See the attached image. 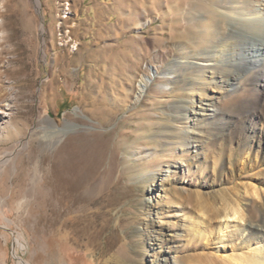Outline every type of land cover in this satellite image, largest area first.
Masks as SVG:
<instances>
[{"label": "rangeland", "instance_id": "374dc122", "mask_svg": "<svg viewBox=\"0 0 264 264\" xmlns=\"http://www.w3.org/2000/svg\"><path fill=\"white\" fill-rule=\"evenodd\" d=\"M164 4L0 0V264H142L148 246L134 230L147 216L141 200L153 171L168 173V185L181 193L207 195L254 172L236 178L227 155L254 143L255 132L264 140L258 77L227 102L220 118L230 125L206 148L175 144V127L191 123L170 106L187 98L193 71H182L183 86L166 87L181 53L169 19L159 16ZM200 11L219 15L213 1ZM142 76L152 81L138 96ZM245 98L256 110L236 114ZM66 124L64 134L49 137L47 130ZM169 204L162 225L175 230L187 223L188 208ZM122 243L127 253L119 258ZM200 243L175 240L185 257L210 253Z\"/></svg>", "mask_w": 264, "mask_h": 264}, {"label": "bare ground", "instance_id": "6f19581e", "mask_svg": "<svg viewBox=\"0 0 264 264\" xmlns=\"http://www.w3.org/2000/svg\"><path fill=\"white\" fill-rule=\"evenodd\" d=\"M161 1L165 4L159 16L162 22L169 19V34L181 53L173 59V71L167 72L171 76L166 87L183 86L182 71H193L187 86L183 87L190 89L187 98L170 106L177 119L191 123L174 125L175 144L206 148L210 140L219 137L230 125V121L220 115L227 102L246 91L245 81L258 77L264 87V0ZM206 1L214 2L218 16L210 17L200 11L201 4ZM151 81L150 77L142 76L138 96ZM247 100L233 103L236 114L257 108V102L247 104ZM2 113L4 111L0 110ZM71 127V124L56 125L47 132L53 138ZM252 137L255 141L249 146L230 149L227 162L230 170L236 167V178L250 170L254 172L246 181L236 182L216 193L207 195L199 190L181 193L168 185V173H151L141 200L147 216L144 225L134 230L141 237L138 241L148 246L143 249L148 251V256L146 254L147 260L142 264H264V140L257 132ZM11 154L6 152L2 163L9 161ZM215 159L217 164L220 158L217 155ZM213 167L217 175L218 168ZM226 178L231 179V176ZM170 202L175 207L185 205L188 208L187 223L180 222L175 230L165 222L162 225V214ZM260 212L261 222H254ZM213 220L215 224L211 223ZM176 238H183L187 244L200 241L203 244L200 248L210 253L201 251L185 257L175 244ZM126 249L125 243L120 244L116 255L126 257Z\"/></svg>", "mask_w": 264, "mask_h": 264}, {"label": "water", "instance_id": "95a60500", "mask_svg": "<svg viewBox=\"0 0 264 264\" xmlns=\"http://www.w3.org/2000/svg\"><path fill=\"white\" fill-rule=\"evenodd\" d=\"M21 262H23L22 260H20Z\"/></svg>", "mask_w": 264, "mask_h": 264}]
</instances>
